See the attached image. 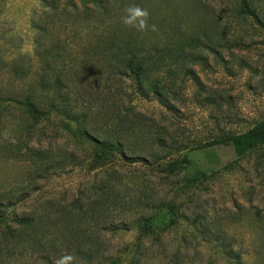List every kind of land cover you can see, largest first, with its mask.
I'll return each instance as SVG.
<instances>
[{
	"label": "rangeland",
	"instance_id": "374dc122",
	"mask_svg": "<svg viewBox=\"0 0 264 264\" xmlns=\"http://www.w3.org/2000/svg\"><path fill=\"white\" fill-rule=\"evenodd\" d=\"M137 1L149 14L144 36L157 23L158 34L182 27L179 46L184 33L211 37V46L204 44L196 50L201 56L187 61L191 75L175 66L173 110L139 96L125 77L94 85L98 75L91 65L80 64L82 76L70 72L65 91L71 102L82 101L78 111L95 134H108L126 115L141 117L158 126L162 137L179 142L171 161L186 157L188 163L169 177L128 158L100 169L90 145L64 127L65 118L51 116L28 133L32 122L23 108L0 101V264H55L63 255L73 256L72 264H264V147L239 158L225 143L264 125V0H255L258 19L237 18L217 0L198 11L188 0L130 4ZM70 2L0 0V93L19 97L39 87L52 62L39 56L36 41L44 38L45 51L57 39L72 42L61 13ZM74 3L83 10L81 0ZM84 17L82 24L91 25L92 17L88 23ZM39 26L47 29L43 37ZM83 32L77 39L82 47L89 41ZM71 154L87 161L66 166ZM108 180L120 204L101 207L86 190ZM77 199L81 213H67ZM145 202H154L155 217ZM22 217L40 230L28 242L17 235ZM150 219L153 225L144 230ZM5 229L12 235L3 236ZM220 247L233 250L238 262H230Z\"/></svg>",
	"mask_w": 264,
	"mask_h": 264
},
{
	"label": "trees",
	"instance_id": "16d2710c",
	"mask_svg": "<svg viewBox=\"0 0 264 264\" xmlns=\"http://www.w3.org/2000/svg\"><path fill=\"white\" fill-rule=\"evenodd\" d=\"M81 1L84 4L83 10L74 3V0H71L68 6L65 5L61 9V13L68 19V23L64 27L72 42H69L68 39L65 42L57 39L50 49L45 51L43 50L45 48L43 46L44 38L40 37L36 41L40 48L39 56L45 59L50 58L52 62V65L47 63L49 70L40 77L39 87L32 88L25 95L19 94V97H14L15 93L12 91L3 90L0 93V101L9 100V102H14L23 108L24 113L32 122V125L26 129L28 133L37 129L41 121L50 120L51 116L65 118L64 127H68L77 138L90 145L91 150L94 151L93 160L100 169L111 166V163L114 162L113 159L122 158L124 160L128 158L132 160V163L142 162L151 165L153 168L161 169L166 173L165 176L169 177V174L176 172L180 166L188 163L186 157L179 161H171V157L180 152L179 142L169 141L168 138L162 137L160 128L153 123L149 121L143 123L141 117H135L134 120H131L129 119L130 115L120 116L122 118L116 122V128H111L108 134L106 132H102L103 134L100 136L97 133L95 134L86 125L87 115L78 111L77 105L80 106L79 103L82 101L77 100L73 103L67 97L68 93L65 91L69 87L67 75L71 72L72 76H82L80 64L83 67L91 65L96 69L98 75L94 85L102 78L109 85L115 83L117 79L121 81L122 77H125L133 82L139 96L145 99L152 97L160 103L163 102L169 110H173L170 101L175 100L178 96L175 88L176 81L179 78L175 66L178 65L184 68L185 75H191L192 72L186 67L187 61L201 56L196 53V50L202 49L204 44L205 46H211V37L210 39H202L194 36L193 33H184L183 44L181 43V46H179L176 38L179 32H183L182 27L181 29L174 28L173 31L167 29L158 34L153 32L154 27L157 28L155 25L157 23H155L151 26L152 33L149 32L148 35L146 33L145 36L143 31H138L135 28H122V17L126 13L119 14L117 9L122 10V12L133 6L143 9L144 4L138 1L134 5L130 4L131 0H120L121 2L119 0ZM158 1L157 3H160V5L166 2V0ZM188 1L193 2L194 8L198 11L209 8L210 2L216 0ZM217 2L227 5L228 8L230 7L237 18L251 17L258 19L259 7L255 0H217ZM81 17L86 19V23L92 17L91 25H88L89 23L83 25ZM89 27L92 30L90 29L86 33L85 29ZM37 29L42 37L45 36L44 33H47L46 27L39 26ZM82 32L85 33L86 40H89V44L87 43L84 47L77 40ZM81 56L84 57L79 63ZM66 80H68V83ZM73 125L76 126L75 129H73ZM225 143L233 147L237 157L243 158L249 153L264 147V125L228 137ZM147 159L151 162L148 163ZM64 160L72 162L67 163L66 166L72 165L74 167H79L87 161V159L79 158L75 154L67 156ZM51 161L50 164H54ZM109 183L110 180L99 185H93L86 190V192L91 191L93 197L96 196L95 204L98 206L103 207L113 203L120 204L119 195ZM79 201L77 199L76 208L72 205L66 212L80 214ZM145 204L147 207L150 206L151 217L156 216L157 207L154 202L153 205H149L150 202H145ZM68 216L70 215L68 214ZM16 222L19 224L17 235L26 242H28V238H34L40 232L35 221L30 218L22 217ZM153 223L150 219V222L142 228L146 230ZM6 234L12 235V232L5 229L3 236H6ZM220 248L219 250H222L220 252L224 253L230 262H238V259L233 257V250L227 252L225 248ZM237 264L241 263L238 262Z\"/></svg>",
	"mask_w": 264,
	"mask_h": 264
},
{
	"label": "clouds",
	"instance_id": "9594fccd",
	"mask_svg": "<svg viewBox=\"0 0 264 264\" xmlns=\"http://www.w3.org/2000/svg\"><path fill=\"white\" fill-rule=\"evenodd\" d=\"M126 15L122 17V23L126 26L143 31L147 24L148 11L141 9L138 6H133L125 9ZM73 256L63 255L55 261V264H72Z\"/></svg>",
	"mask_w": 264,
	"mask_h": 264
}]
</instances>
